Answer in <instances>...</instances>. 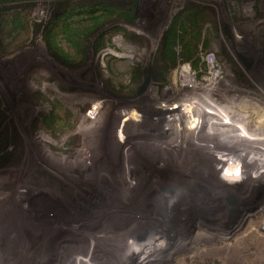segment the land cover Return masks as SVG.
Segmentation results:
<instances>
[{
    "label": "rangeland",
    "instance_id": "rangeland-1",
    "mask_svg": "<svg viewBox=\"0 0 264 264\" xmlns=\"http://www.w3.org/2000/svg\"><path fill=\"white\" fill-rule=\"evenodd\" d=\"M67 5L125 15L85 40L57 24ZM263 115L264 0H0V262L264 264V174L221 190L165 156L264 158Z\"/></svg>",
    "mask_w": 264,
    "mask_h": 264
},
{
    "label": "bare ground",
    "instance_id": "bare-ground-1",
    "mask_svg": "<svg viewBox=\"0 0 264 264\" xmlns=\"http://www.w3.org/2000/svg\"><path fill=\"white\" fill-rule=\"evenodd\" d=\"M261 113H262V111H261ZM257 114V113H256ZM264 116V115H263ZM192 117H193V115H192ZM198 118H202V116H198L197 117V119ZM98 119V118H97ZM178 118H176L175 119V121H173L174 123H176V121H178L177 120ZM196 119V120H197ZM211 119V118H210ZM191 121H192V119H190ZM205 123H206V125L207 124H209V125H207V128L206 129H210V128H212L213 129V132H215V133H213V134H217V138L218 137H221V138H224L226 141L228 140V139H230L231 138V136L233 135V134H231V132H227L226 130L224 131V130H222L220 127H218V128H216V127H214V125H211L212 123H210L209 121H208V119L205 117H203V119H202ZM198 121H200V119L198 120ZM212 121V120H211ZM262 121H263V124H264V119H262ZM124 122V121H123ZM196 122V121H195ZM190 123V122H189ZM193 123V122H192ZM175 125V124H174ZM191 125H193V124H191ZM179 125H177V132H175L176 134H177V137L179 138L180 136H182L183 134H182V129H180V128H182V126L181 127H178ZM195 127V126H194ZM169 128H171V127H169ZM169 128H166L165 129V131H163L164 133H163V135H165V134H167V132H168V130H169ZM175 128V127H174ZM173 128V129H174ZM197 128V127H196ZM236 128V127H235ZM171 130V129H170ZM174 130H176V129H174ZM233 130V129H232ZM102 131V130H101ZM104 131V130H103ZM185 131L186 132H183L184 133V136H186L185 138H183V139H185V142L184 143H188V142H190L193 146L195 145V147H193V149L196 151V152H198V153H207V152H211L212 153V149H214V148H212L211 149V145H214L215 147H218L219 145H220V143H218V144H216V143H214V142H212V143H206V142H204L203 140V142H202V144L204 145H202V144H200V145H196V143L198 144V143H200V142H193V140H200L199 138L197 139L196 137H194L193 135L191 136V134H190V132H192L193 130L192 129H189V130H186L185 129ZM194 131H198V130H194ZM222 131H224V132H222ZM230 131V130H229ZM235 131V130H234ZM174 132V131H173ZM263 132V131H262ZM180 133V134H179ZM161 134V133H160ZM190 134V135H189ZM170 135V134H169ZM168 135V136H169ZM173 135V134H172ZM231 135V136H230ZM255 135L256 134H254V137H255ZM259 135H260V137H262L261 139H263V141L262 142H259L261 145H264V133H259ZM259 135H256V139H258L259 138ZM175 136L176 135H174V138H175ZM173 137V136H172ZM188 137V138H187ZM170 138V137H169ZM214 138H215V136H214ZM173 139V138H172ZM180 139V138H179ZM255 139V140H256ZM260 139V138H259ZM258 139V140H259ZM182 140V139H181ZM250 140V139H249ZM219 141V140H218ZM257 141V140H256ZM180 142V141H179ZM179 142H178V144H179ZM220 142V141H219ZM229 142V141H228ZM165 143V142H164ZM258 143V142H257ZM151 144V143H150ZM167 144V143H166ZM166 144H165V146H166ZM172 144V143H171ZM170 144V145H171ZM191 144H189L188 143V145H191ZM181 145V144H180ZM226 145V144H225ZM246 145V144H245ZM178 146V145H177ZM183 146H185L184 144H183ZM253 146V145H252ZM254 146H255V149H254V152H251V150L250 151H248V149L247 150H245L244 148V146L243 145H240V144H236V143H234L233 145H231L230 146V144H228L227 143V147H229V148H234L235 150H234V153H231V154H229L228 152H226V153H224V154H226V156H231V155H233V157H231V158H222V154H220V155H218L219 154V152L218 151H220V148H222L221 149V152L222 151H224V149H226V147L224 148V146L223 145H221V147H219V149H216L214 152H213V154H210V155H207V156H209V158L210 159H208L207 161H206V159H204V157H202V156H198L197 158L196 157H192L191 159L189 158V156H185L184 154H187V153H184L180 148H173V145H172V147L169 149V151H166L165 153V156H169V153L170 154H174V158L173 157H171V156H169L168 158L169 159H174V161L173 162H176V161H178L179 160V163L181 164V165H185L184 167H185V170H187V169H189L190 171H191V176H193V177H199V178H202V179H205L210 185H212V186H215L216 188H218V189H221V190H235V186H243V185H246V187H247V189L248 188H251L250 187V185H252L253 186V184H251V182L252 181H254V191L256 190V189H258L259 187H260V185H259V181L260 180H257V178H259V179H261V176L264 174V167H262V166H258V167H256V166H254L253 164H251L250 162H247L246 160L247 159H251V158H254V160L255 159H257L256 161L257 162H263L264 163V158H262V157H259L258 158V156H260V153H259V145L258 144H254ZM259 146V147H258ZM264 147V146H263ZM91 148V147H90ZM157 148V147H156ZM241 148V149H240ZM207 149V150H206ZM86 150V149H85ZM93 150V149H92ZM159 150V149H158ZM181 151V153H179L178 151ZM94 151V150H93ZM97 152V151H96ZM98 152H100V151H98ZM156 152V151H155ZM93 153V152H92ZM178 153V154H177ZM215 153V154H214ZM216 153H218V154H216ZM259 153V154H258ZM82 155L84 156V159H82L83 161H87L88 160V158H87V155H88V153L87 152H83L82 153ZM164 155V154H163ZM188 155V154H187ZM83 156L81 157V158H83ZM98 156V155H97ZM177 156L179 157V158H177ZM254 156V157H253ZM102 157V156H101ZM206 157V156H205ZM224 157V156H223ZM264 157V156H263ZM176 158L178 159V160H176ZM94 159H95V156H94ZM204 159V160H203ZM63 161H64V163L66 164V161L64 160V159H62ZM61 160V161H62ZM82 160L80 159V161L78 160L77 162L75 161L74 162V164L72 163V162H70L71 163V165L72 166H75V165H77L79 162L80 163H82ZM101 160V159H100ZM62 161V162H63ZM74 161V160H73ZM85 161V162H86ZM91 161V160H90ZM92 161H93V159H92ZM95 161V160H94ZM99 161V160H98ZM61 162V163H62ZM101 162V161H100ZM75 163H77V164H75ZM89 164H90V162H88ZM107 163V162H106ZM84 165L86 164V165H88L87 163H83ZM92 164V163H91ZM165 164V163H164ZM174 164V163H173ZM190 164V165H189ZM83 165V166H84ZM94 165V164H93ZM172 165V164H171ZM175 165V164H174ZM189 165V166H188ZM213 167H219V168H221L220 169V171H217L216 169H213ZM77 168V167H76ZM82 168V167H81ZM176 168V167H175ZM196 168V169H195ZM126 170V169H125ZM124 171V170H123ZM162 171V170H161ZM128 173V172H127ZM181 175V174H180ZM257 177V178H256ZM98 178V177H97ZM93 179V178H92ZM89 180V179H88ZM235 182H234V181ZM121 182H123V180L121 181ZM195 184V183H194ZM218 184V185H217ZM193 185V184H192ZM187 186V185H186ZM206 186V185H205ZM249 186V187H248ZM196 187V186H195ZM186 189H188V190H190L188 187H186ZM201 190V189H200ZM204 190V189H203ZM262 190H264V186L261 188V189H259L258 190V193H257V196H259L260 194H259V192L260 191H262ZM130 191V190H129ZM132 192V191H131ZM189 192V191H188ZM87 195V194H86ZM232 196V195H231ZM256 197V196H255ZM263 197H264V195H263ZM88 198V197H87ZM6 202V201H5ZM41 204V203H40ZM204 205L205 204H203L202 206L204 207ZM3 206V205H2ZM201 206V207H202ZM206 208V207H205ZM60 209V208H59ZM206 210V209H205ZM34 212V211H33ZM28 214V213H27ZM33 215V214H32ZM29 219V218H28ZM24 223V222H23ZM27 227V226H26ZM25 227V228H26ZM54 227H55V225H54ZM53 228V227H52ZM57 229V228H56ZM112 228H108V229H106V232L108 233V234H110V233H113L112 235V237L114 238V242L112 241L111 242V240L109 241V243L108 244H105V246L104 247H102L101 249H103V251L102 252H107V251H111V250H113V248H115V246L116 245H119V243H120V238H119V233H118V235L116 234V235H114L115 234V229H113V230H111ZM61 230V229H60ZM59 230V231H60ZM110 231H112V232H110ZM118 231V230H117ZM33 232H34V229H33ZM36 232V231H35ZM58 232V231H57ZM73 232V231H72ZM103 232H104V230H103ZM103 232H101L100 234H103L104 235V233ZM14 233V232H13ZM77 233V231H75V234ZM72 234H74V233H72ZM52 235V234H51ZM102 235V236H103ZM9 236V235H8ZM82 236H84L86 239H87V237H90V238H92V237H94V235H89L88 234V236H86V235H82ZM95 236L96 237H98L99 236V234L97 233V234H95ZM14 237V236H13ZM72 237V236H71ZM75 237V236H74ZM80 237H81V235H80ZM124 237V236H123ZM4 238V237H3ZM76 238H77V236H76ZM84 238V239H85ZM124 239V238H123ZM71 240V239H70ZM3 241V240H2ZM67 241V240H66ZM72 242V241H71ZM81 242H83V241H81ZM93 242H95V241H93ZM67 243V242H66ZM73 243V242H72ZM97 243V242H96ZM95 243V244H96ZM130 243V242H129ZM69 244V243H68ZM67 245V244H66ZM99 245V244H98ZM101 245H103V244H101ZM137 245V244H136ZM96 247H97V245H96ZM105 247H107V249H104ZM95 248V247H94ZM97 248H99V247H97ZM72 249H74V247L72 248ZM120 249V248H119ZM118 249V250H119ZM136 249V248H135ZM2 250V249H1ZM76 250V249H75ZM74 250V252H76ZM89 250H92V249H89ZM97 250V249H96ZM138 250V249H137ZM64 251H66V250H64ZM99 251V250H98ZM137 252V251H136ZM10 253H11V251H10ZM13 253V252H12ZM11 253V254H12ZM65 253V252H64ZM4 254V253H3ZM61 254V253H60ZM94 254V253H93ZM96 254V253H95ZM106 254V253H105ZM112 254V253H111ZM58 255V254H57ZM63 255V254H62ZM90 255V254H89ZM103 255H104V253H103ZM107 255H108V253H107ZM20 256V255H19ZM54 256H56L55 254H54ZM68 256H70V255H68ZM76 256V255H75ZM96 256V255H95ZM109 256V255H108ZM4 257V260L5 261H7V255H5V256H3ZM45 257V256H44ZM70 257H72V255L70 256ZM79 257V256H78ZM77 257V258H78ZM97 257V256H96ZM107 257V256H106ZM113 257V256H112ZM55 258V257H54ZM59 258H61V257H59ZM66 258V257H65ZM74 258V257H73ZM72 258V259H73ZM80 258V257H79ZM83 258V257H82ZM86 258V257H85ZM92 258H93V256H92ZM1 259V258H0ZM10 259H12V258H10ZM63 259V258H62ZM71 259V258H70ZM97 259V258H96ZM105 259V258H104ZM9 260V259H8ZM54 261V260H53ZM56 261V260H55ZM101 261H103V260H101ZM100 261V262H101ZM10 262V261H9ZM9 262H6V263H8L9 264ZM13 262V261H12ZM109 262V261H108ZM135 262H136V260H135ZM134 262V263H135ZM0 263H2V262H0ZM62 263V262H61ZM96 263H98V262H96ZM102 264L104 263V262H101ZM137 263V262H136ZM135 263V264H136ZM2 264H4V263H2ZM11 264V263H10ZM74 264H76L75 263V261H74ZM80 264H81V261H80Z\"/></svg>",
    "mask_w": 264,
    "mask_h": 264
},
{
    "label": "trees",
    "instance_id": "trees-1",
    "mask_svg": "<svg viewBox=\"0 0 264 264\" xmlns=\"http://www.w3.org/2000/svg\"><path fill=\"white\" fill-rule=\"evenodd\" d=\"M125 14L119 12L115 8L107 7L105 5H97L94 7L75 6L69 7L68 5L62 8L58 13L57 23L61 24L62 32L67 34L68 37L82 35L85 40L99 27H102L111 18L123 19ZM132 18L131 13H129ZM194 16H199L195 13ZM190 19V18H189ZM191 20V19H190ZM54 25V24H53ZM53 29L47 28L46 34L49 37V43L52 46L51 39L55 34H52ZM99 50V47L97 49Z\"/></svg>",
    "mask_w": 264,
    "mask_h": 264
}]
</instances>
